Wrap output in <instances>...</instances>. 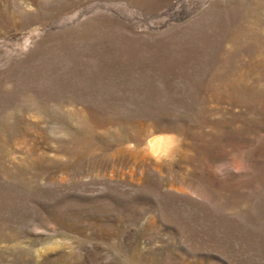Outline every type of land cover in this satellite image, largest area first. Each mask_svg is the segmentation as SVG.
<instances>
[{
  "label": "rangeland",
  "instance_id": "374dc122",
  "mask_svg": "<svg viewBox=\"0 0 264 264\" xmlns=\"http://www.w3.org/2000/svg\"><path fill=\"white\" fill-rule=\"evenodd\" d=\"M0 264H264V0H0Z\"/></svg>",
  "mask_w": 264,
  "mask_h": 264
},
{
  "label": "bare ground",
  "instance_id": "6f19581e",
  "mask_svg": "<svg viewBox=\"0 0 264 264\" xmlns=\"http://www.w3.org/2000/svg\"><path fill=\"white\" fill-rule=\"evenodd\" d=\"M176 143L171 137L168 136H156L148 141L149 152L155 159H158L160 155H169Z\"/></svg>",
  "mask_w": 264,
  "mask_h": 264
}]
</instances>
